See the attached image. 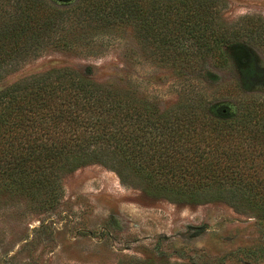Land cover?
Wrapping results in <instances>:
<instances>
[{"label": "trees", "instance_id": "16d2710c", "mask_svg": "<svg viewBox=\"0 0 264 264\" xmlns=\"http://www.w3.org/2000/svg\"><path fill=\"white\" fill-rule=\"evenodd\" d=\"M223 4L78 0L61 9L49 0H0V71L26 52L89 47L103 29L127 24L146 55L182 77L178 100L163 107L68 67L6 85L0 90V196L51 209L67 173L101 164L152 197L223 202L264 221V97H245L229 111L210 100L206 86L219 81L210 67L229 65L243 94L264 85L253 53L264 46V17L227 23Z\"/></svg>", "mask_w": 264, "mask_h": 264}, {"label": "rangeland", "instance_id": "374dc122", "mask_svg": "<svg viewBox=\"0 0 264 264\" xmlns=\"http://www.w3.org/2000/svg\"><path fill=\"white\" fill-rule=\"evenodd\" d=\"M222 19L264 17V0H220ZM61 9L78 0H49ZM89 47L47 45L40 54L25 53L0 71V90L18 78L68 67L116 88H131L161 107L178 100V69L150 58L133 27L103 29ZM253 53L264 70V46ZM210 64V63H208ZM210 100L235 111L245 97H264L258 82L249 94L236 86L234 66L210 67ZM54 208L41 209L21 196H0V264H264V221L223 202L174 203L124 184L118 174L90 164L67 173ZM34 204V203H33ZM37 204V203H36ZM38 206V205H37Z\"/></svg>", "mask_w": 264, "mask_h": 264}]
</instances>
